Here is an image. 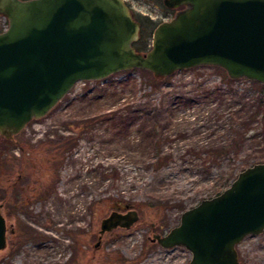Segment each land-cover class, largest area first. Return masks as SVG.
Instances as JSON below:
<instances>
[{
  "label": "rangeland",
  "instance_id": "obj_1",
  "mask_svg": "<svg viewBox=\"0 0 264 264\" xmlns=\"http://www.w3.org/2000/svg\"><path fill=\"white\" fill-rule=\"evenodd\" d=\"M125 1L141 29L148 24L151 44L156 26L183 9H170L164 0ZM7 26L0 14V32ZM224 74L217 66L184 69L156 91L150 73L140 70L100 85L80 81L46 116L12 138L0 134V209L8 228L0 264H190L187 248H165L153 238L178 226L184 211L218 195L234 163L231 155L205 164L207 147L229 137L220 136L216 120L231 111L214 92L226 86ZM118 81L121 98H107L102 89ZM175 91L191 93L193 101L172 111ZM151 104L157 113L147 115ZM152 117L159 123V150L143 125ZM160 157H168L162 168ZM131 210L139 220L102 234L98 246L103 220ZM237 250L241 264H264V232L247 236Z\"/></svg>",
  "mask_w": 264,
  "mask_h": 264
},
{
  "label": "water",
  "instance_id": "obj_2",
  "mask_svg": "<svg viewBox=\"0 0 264 264\" xmlns=\"http://www.w3.org/2000/svg\"><path fill=\"white\" fill-rule=\"evenodd\" d=\"M184 7L159 23L152 46L136 49L141 24L125 0H0L9 28L0 32V134L12 138L46 116L79 81L134 69L164 79L199 66L264 85V0H164ZM139 220L114 211L101 235ZM264 232V162L242 170L220 194L183 212L180 224L153 240L183 246L190 264H241L237 246ZM99 244V243H98ZM7 223L0 209V250Z\"/></svg>",
  "mask_w": 264,
  "mask_h": 264
},
{
  "label": "trees",
  "instance_id": "obj_3",
  "mask_svg": "<svg viewBox=\"0 0 264 264\" xmlns=\"http://www.w3.org/2000/svg\"><path fill=\"white\" fill-rule=\"evenodd\" d=\"M149 27L147 23L142 24V29L140 33V39L134 43V46L138 51L146 52L150 48L149 41ZM140 70V69H134ZM142 72H149L146 70H140ZM152 80V88L154 91L158 89V86L169 77L164 79L156 78L151 72H149ZM116 74L111 75L107 79L114 77ZM224 82H226V86L218 85L215 89V97L217 100L221 101V104H227L228 108L231 110L225 116L224 113L219 112L217 114V122L221 124V131H219L220 136L228 133L229 137L225 139V141H219L207 147V159H205V164L210 167L216 164H220L224 159H231V155L234 156V163L228 170H226L225 174L227 175L224 183L219 186L216 194L221 193L227 187H229L232 181V177L235 175L236 171H242L245 168L255 164L264 162V85L257 81H250L248 79H231L228 75L224 74ZM136 82V81H135ZM244 82L245 86H238L239 84ZM128 82L124 83L127 84ZM97 84H101L97 82ZM112 83L111 85H113ZM120 84L118 81L113 86L104 87L103 93L107 98L117 99L121 98L122 93L117 88ZM128 85V84H127ZM135 86V85H134ZM137 86V84H136ZM177 92V91H175ZM183 91H178L175 95L174 99L172 98V102L170 103V109L175 111L177 107L180 105H188L193 98L188 96L191 93H185ZM101 97H96V101H100ZM152 105V104H151ZM175 106V108H174ZM152 108L148 110L146 109L145 113L156 114L158 110L157 105L149 106ZM226 122H224V121ZM144 128L149 131V136L152 137L153 144L156 150H159V140L156 138L159 130L158 121L152 117L146 120H143ZM128 125L125 126V128ZM160 152V151H159ZM243 158L241 159V155ZM240 161V163H236V161ZM157 166L159 168L168 162V157H160L157 161Z\"/></svg>",
  "mask_w": 264,
  "mask_h": 264
},
{
  "label": "flooded vegetation",
  "instance_id": "obj_4",
  "mask_svg": "<svg viewBox=\"0 0 264 264\" xmlns=\"http://www.w3.org/2000/svg\"><path fill=\"white\" fill-rule=\"evenodd\" d=\"M119 228V227H118ZM121 228H124V227H121ZM8 229V228H7ZM115 229H117V228H115ZM115 229H113V230H111V231H108V232H112V231H114ZM101 231V230H100ZM12 232H14V230H12ZM107 233V232H106ZM105 234V233H104ZM101 238H102V235H100V241L98 242L99 244H98V246L101 244ZM7 242H8V237H7ZM241 263V262H240Z\"/></svg>",
  "mask_w": 264,
  "mask_h": 264
}]
</instances>
